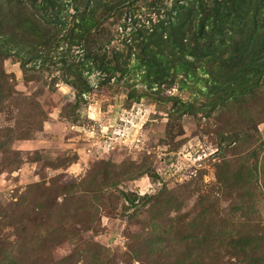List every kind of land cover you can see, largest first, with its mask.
Returning a JSON list of instances; mask_svg holds the SVG:
<instances>
[{"label":"rangeland","instance_id":"rangeland-1","mask_svg":"<svg viewBox=\"0 0 264 264\" xmlns=\"http://www.w3.org/2000/svg\"><path fill=\"white\" fill-rule=\"evenodd\" d=\"M174 1L108 21L110 60ZM125 61L105 84L84 67L77 105L58 70L0 63V264H251L238 240L264 228V84L211 106L205 81L150 90Z\"/></svg>","mask_w":264,"mask_h":264},{"label":"trees","instance_id":"trees-1","mask_svg":"<svg viewBox=\"0 0 264 264\" xmlns=\"http://www.w3.org/2000/svg\"><path fill=\"white\" fill-rule=\"evenodd\" d=\"M141 1L0 0V63L12 59L24 71L58 70L61 82L76 91L75 105L91 89L83 68L99 73L105 84L131 73L120 62L124 55L135 57L132 72L142 73L150 90L171 89L177 80L180 89L205 81L211 106L245 99L264 84V0H175L165 19L130 33L123 53L114 51L110 60L106 23L125 10L134 16ZM75 46L83 62L71 53ZM246 230L238 240L241 253L251 255V264H264L261 239L255 238L264 237V228Z\"/></svg>","mask_w":264,"mask_h":264}]
</instances>
